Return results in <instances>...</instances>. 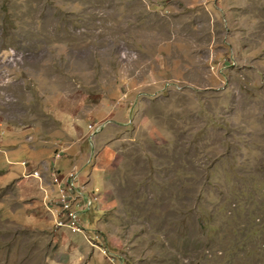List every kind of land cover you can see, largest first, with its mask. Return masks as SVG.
I'll use <instances>...</instances> for the list:
<instances>
[{
    "label": "rangeland",
    "instance_id": "rangeland-1",
    "mask_svg": "<svg viewBox=\"0 0 264 264\" xmlns=\"http://www.w3.org/2000/svg\"><path fill=\"white\" fill-rule=\"evenodd\" d=\"M0 264H264V0H0Z\"/></svg>",
    "mask_w": 264,
    "mask_h": 264
},
{
    "label": "built area",
    "instance_id": "built-area-1",
    "mask_svg": "<svg viewBox=\"0 0 264 264\" xmlns=\"http://www.w3.org/2000/svg\"><path fill=\"white\" fill-rule=\"evenodd\" d=\"M58 156L59 154L57 158ZM64 175L63 181L56 184L55 193H45L44 201L56 229L81 233L86 228L81 215L99 204L101 194L97 195L99 189L96 187L85 192L84 185L79 180V169L73 167L65 171Z\"/></svg>",
    "mask_w": 264,
    "mask_h": 264
}]
</instances>
